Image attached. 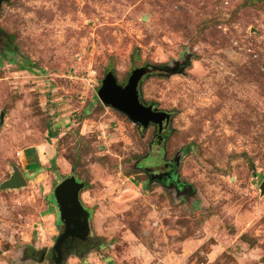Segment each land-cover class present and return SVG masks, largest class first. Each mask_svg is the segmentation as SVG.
<instances>
[{"label": "rangeland", "instance_id": "rangeland-1", "mask_svg": "<svg viewBox=\"0 0 264 264\" xmlns=\"http://www.w3.org/2000/svg\"><path fill=\"white\" fill-rule=\"evenodd\" d=\"M145 67L184 68L140 84L161 140L98 97ZM72 176L92 243L64 264H264V0H3L0 264H52Z\"/></svg>", "mask_w": 264, "mask_h": 264}, {"label": "water", "instance_id": "water-1", "mask_svg": "<svg viewBox=\"0 0 264 264\" xmlns=\"http://www.w3.org/2000/svg\"><path fill=\"white\" fill-rule=\"evenodd\" d=\"M3 0H0V7ZM184 68L161 69L156 67H145L133 71L125 87L118 85L112 72L107 73L102 87L98 91L99 100L108 107L126 115L130 121L143 127H158L159 132L168 128L171 114L158 111L153 106H146L140 98V84L142 80L151 75L154 71L164 72L168 76L181 74ZM151 176V182L155 179ZM160 178V177H159ZM23 174L15 169L10 180L1 186L2 190H15L26 186ZM85 188L84 183L78 182L72 176L63 180L54 190L59 220L63 227L55 244L53 255L56 256L55 264H61L62 248L68 241L85 240L90 233V213L84 208L81 202V194ZM264 193V182L260 187Z\"/></svg>", "mask_w": 264, "mask_h": 264}, {"label": "flooded vegetation", "instance_id": "flooded-vegetation-1", "mask_svg": "<svg viewBox=\"0 0 264 264\" xmlns=\"http://www.w3.org/2000/svg\"><path fill=\"white\" fill-rule=\"evenodd\" d=\"M158 128V127H157ZM168 128L164 127L162 132H159L158 129V139L161 140L162 136L165 134ZM160 144V142H158ZM171 164L165 163L163 166L156 165L150 169L151 172L149 173L150 176H155V180L164 182L165 180L169 181L172 180V174L171 172ZM160 177V179H158ZM61 231L63 230V227L60 225ZM92 243V237H91V226H90V233L87 235L86 239L81 240H74V241H68L64 244L62 248V257H61V264H64L66 257L68 255H71V253H79L81 251H85L90 247ZM56 256H54L52 253L50 255V259L52 261V264H55Z\"/></svg>", "mask_w": 264, "mask_h": 264}, {"label": "trees", "instance_id": "trees-1", "mask_svg": "<svg viewBox=\"0 0 264 264\" xmlns=\"http://www.w3.org/2000/svg\"><path fill=\"white\" fill-rule=\"evenodd\" d=\"M1 39H4V38L2 37ZM7 48L10 49V43H9V42H8ZM51 136H52V138H55V137H54V136H55L54 134H52ZM86 187H87V186H85V188H86ZM85 188H84V189H85Z\"/></svg>", "mask_w": 264, "mask_h": 264}]
</instances>
